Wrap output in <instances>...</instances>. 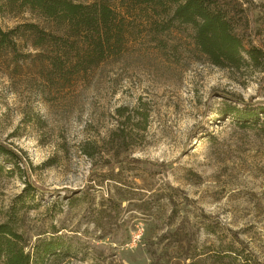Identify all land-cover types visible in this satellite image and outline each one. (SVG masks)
<instances>
[{"label":"rangeland","instance_id":"obj_1","mask_svg":"<svg viewBox=\"0 0 264 264\" xmlns=\"http://www.w3.org/2000/svg\"><path fill=\"white\" fill-rule=\"evenodd\" d=\"M219 7L258 60L217 68L190 27L130 13L121 50L85 72L0 66V141L25 163L0 176V223L29 250L58 240L40 264H264V114L243 125L224 113L245 108L234 99L264 107V0ZM25 176L51 193L18 199Z\"/></svg>","mask_w":264,"mask_h":264},{"label":"trees","instance_id":"obj_2","mask_svg":"<svg viewBox=\"0 0 264 264\" xmlns=\"http://www.w3.org/2000/svg\"><path fill=\"white\" fill-rule=\"evenodd\" d=\"M120 3L123 16L112 10L106 0H0V17L27 13L33 19L11 28L0 25V66L10 61L7 68L16 72L19 61L33 60L39 73L48 77L85 72L121 50L129 25L125 17L130 13L163 29L177 25L190 27L194 46L217 68H240L245 61L244 54L251 61L260 57L258 49L244 50L228 14L219 7V0H120ZM23 48L28 50L24 52ZM223 98L233 99L227 94ZM233 102L245 108L234 105L224 113L243 125L258 121L259 114H264V107L253 109L242 100ZM0 156L9 159L12 166L11 170L0 164V176L23 171L20 165L25 163L21 156L2 141ZM124 163L142 165L134 159ZM49 193L25 176L18 199ZM28 246L10 221L0 223L1 264H40L44 257L61 249L58 240H39L31 250Z\"/></svg>","mask_w":264,"mask_h":264},{"label":"built area","instance_id":"obj_3","mask_svg":"<svg viewBox=\"0 0 264 264\" xmlns=\"http://www.w3.org/2000/svg\"><path fill=\"white\" fill-rule=\"evenodd\" d=\"M139 239H140V234H135V235L132 236V242L133 243L138 242Z\"/></svg>","mask_w":264,"mask_h":264}]
</instances>
